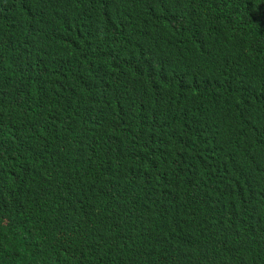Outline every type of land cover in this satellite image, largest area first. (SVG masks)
I'll use <instances>...</instances> for the list:
<instances>
[{"label": "trees", "instance_id": "obj_1", "mask_svg": "<svg viewBox=\"0 0 264 264\" xmlns=\"http://www.w3.org/2000/svg\"><path fill=\"white\" fill-rule=\"evenodd\" d=\"M0 264H264V0H0Z\"/></svg>", "mask_w": 264, "mask_h": 264}]
</instances>
